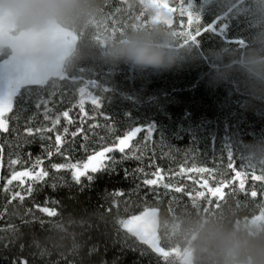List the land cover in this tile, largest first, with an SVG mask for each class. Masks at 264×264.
Segmentation results:
<instances>
[{"label": "trees", "instance_id": "1", "mask_svg": "<svg viewBox=\"0 0 264 264\" xmlns=\"http://www.w3.org/2000/svg\"><path fill=\"white\" fill-rule=\"evenodd\" d=\"M149 2L0 0L6 8L21 6L13 39L46 23L72 38L62 74L39 84L56 93L55 105L50 104L55 108L49 114L53 119L57 112L69 110L70 123L60 115L54 132L44 133L53 145L59 133L61 148L74 161L83 160L98 150L101 137L135 126L149 129L165 149L156 151L154 163L149 150L142 160L130 159L123 165L141 167V178L145 174L154 178L151 173L160 167L161 186L153 189L158 199L138 197L132 180H124L122 174H98L91 191L78 193L73 185L52 192L36 185L40 190L33 196L9 200L4 178L29 166L24 163L28 153L35 158L41 152L39 134L28 136L25 129L53 127L31 104L22 112L14 109L7 117V131L0 132V264H110L115 250L110 244L105 250V243L119 231L123 218L144 207L156 214L155 243L166 254L156 264H261L264 260V0H168L173 7L188 3L201 26H210L211 31L198 37L197 46L181 35L179 22L183 19L186 24V18L165 11L164 18L156 17ZM130 48L158 54L164 64H134L123 55ZM11 53L9 45L0 46V60ZM89 85L95 88L103 113L117 125L111 132L97 116L100 110L87 100L83 116L78 106L73 107L79 99L75 91ZM57 87L74 90L71 103L59 102ZM42 94L48 98L47 91ZM94 123L100 126L90 127ZM226 154L246 174L244 192L237 189L231 194L226 188L223 199H209L207 189L200 187L199 174L180 173L181 167L215 169L214 179L208 180L215 187L221 173L231 179ZM17 155L21 164L10 169L9 159ZM52 159L63 162L60 156ZM48 163L44 158L43 166L51 174ZM59 175L69 177L66 172ZM27 183L20 186L13 181L9 188L23 192ZM163 184L182 186V192ZM113 190L124 195L115 196ZM141 191L147 189L141 186ZM197 191L205 196L196 199ZM45 194L58 201L47 205L53 208L52 215L32 207L33 200L44 206ZM256 217L260 220L253 222ZM184 252H190L188 262L182 261ZM132 259L127 255L123 264H131Z\"/></svg>", "mask_w": 264, "mask_h": 264}, {"label": "snow or ice", "instance_id": "2", "mask_svg": "<svg viewBox=\"0 0 264 264\" xmlns=\"http://www.w3.org/2000/svg\"><path fill=\"white\" fill-rule=\"evenodd\" d=\"M160 7L164 11L174 14L178 13L180 17L186 18V24L182 19L180 23L181 35L184 36L186 43H191L194 46L198 44V37L202 34L211 31L210 26H201V20L198 15H194L190 10V5L185 6L184 3H179L178 6H170L168 0H163ZM238 43V41H234ZM42 72L33 65L19 60V59H6L0 60V132H5L8 129V114L16 111H25L31 104L32 108L37 113L43 116L44 120H50L53 127L38 126L35 129L28 127L25 129L28 136H33V133H38L41 141L40 148L41 152L35 158L31 157L28 153V161L24 163L29 166L23 167L22 170H12L10 176L4 178L3 190L8 194L9 200L13 198L25 199V196H33V194L40 189L36 187L39 185L41 188L47 187L50 191L55 192L58 190V186L67 187L71 189L75 185L77 192H83L85 189L91 191V186L95 183L97 175H113L122 174L124 180L131 179L134 184V191L138 197L147 198L152 195L158 199V193L154 192V188H159L162 182L163 171L160 167H156L155 171L151 173L154 178H149L147 174L143 178L139 175L143 172V169L139 166L133 169L124 167V162L127 160H142L145 152L152 151L153 155L149 159L154 163L156 151L159 150L164 153V148L158 145L151 131L147 128L140 127H124L122 134H113L108 137H101L103 143L100 144L98 150L93 151L86 156L83 160H73L66 150L61 148L63 143L62 136L59 133H55V144L53 145L51 138L44 135L47 132H54L55 125L59 121L60 115L63 116L64 120H69V110H65L62 113L57 112L56 117L53 119L49 114L55 111L54 107L56 101L53 100V93L49 89H43L39 87ZM59 94L61 103L65 99H68L71 103V96L74 90L67 87L54 88ZM95 88L89 85L86 88L76 90V94L79 99L76 105L80 108L81 115H84L83 105L85 100L89 102L94 109L100 110L97 116L105 121V127L111 132L112 129L116 128L117 125L111 122L110 118L103 113L102 104L98 98V95L94 94ZM48 92V98H45L43 92ZM41 106L43 111L40 112ZM93 119H96L94 116ZM99 123L90 125L92 128L99 127ZM68 131L67 128L64 129ZM80 129H77L79 132ZM73 136L76 133H72ZM48 143L45 144L44 141ZM30 141H25L29 143ZM135 142V143H133ZM20 145L18 144L17 147ZM81 148H86L85 145H81ZM126 149L128 150L126 152ZM116 153H119V158L116 157ZM60 156L63 158V162H53V156ZM44 158H47L48 168L51 169V174L47 168L43 166ZM227 168L231 169V179L224 178V173H221V179L216 183L215 187L209 186L208 180L214 179L213 172L215 169L206 167H191V168H180V173H196L199 174L200 187L206 188L209 194V199L214 197L217 200H221L225 197L226 193L224 189H230L231 194H235V190L241 192L245 191V179L246 174L242 170H237L234 166L233 158L231 154H226ZM9 168L21 164L20 156L9 159ZM62 172L69 173V177L65 178L59 175ZM207 177V178H206ZM253 180L257 177L253 175ZM13 181H18L20 186H25L24 191L16 190L12 191L9 185ZM50 181V182H49ZM234 183V187H233ZM141 186H144L147 191H141ZM163 187L177 193L182 192V186H176L173 184H163ZM115 196H123L124 192L121 190H113ZM190 199L191 193H186ZM255 195L253 191L251 193ZM106 195V193H105ZM205 196L203 191L196 192V199ZM58 203L55 197H49L47 194L44 196L43 205L36 203L33 200L32 207L38 211L47 215L53 214V208L48 207V203ZM118 206V205H117ZM148 213L149 208L144 207L138 214H129L126 218H123L120 224L119 231L114 234L109 242L105 243V250L110 244L115 250V254L110 264H123L124 258L131 254L133 259L131 264H156L157 259L162 258L166 254L157 247L150 230L148 229ZM14 264V262H13ZM21 264L26 262L21 261ZM108 264V262H105Z\"/></svg>", "mask_w": 264, "mask_h": 264}, {"label": "water", "instance_id": "3", "mask_svg": "<svg viewBox=\"0 0 264 264\" xmlns=\"http://www.w3.org/2000/svg\"><path fill=\"white\" fill-rule=\"evenodd\" d=\"M162 2L163 0H156L159 7ZM160 8L163 10L162 7ZM45 33L46 28L43 25L22 31L11 41L9 46L12 53L7 58L19 59L40 69L42 72L40 83L58 78L62 74L64 63V57L59 56L58 49L48 47L42 42ZM56 33L63 34L58 30ZM147 226L152 234L153 228L149 224Z\"/></svg>", "mask_w": 264, "mask_h": 264}, {"label": "rangeland", "instance_id": "4", "mask_svg": "<svg viewBox=\"0 0 264 264\" xmlns=\"http://www.w3.org/2000/svg\"><path fill=\"white\" fill-rule=\"evenodd\" d=\"M148 6L153 8L155 11L156 17L164 18L165 14L163 10L157 5L156 1L150 0ZM18 7L6 8L4 6H0V46L10 45L13 37L11 36V32L14 27V22L17 14L19 13ZM166 12V11H165ZM46 28V33L44 38L42 39L43 43L49 47H55L59 51L60 57H65L66 52L64 49V45L59 40V35L61 33L54 34L57 31L50 23L43 24ZM59 31V30H58ZM61 32V31H59ZM68 41L72 42V38L68 37ZM260 220V217H256L252 219L253 222ZM148 224L153 228L152 237L155 241V227H156V214L153 211H149L148 213ZM190 260V252H184L182 254V261L188 262Z\"/></svg>", "mask_w": 264, "mask_h": 264}, {"label": "clouds", "instance_id": "5", "mask_svg": "<svg viewBox=\"0 0 264 264\" xmlns=\"http://www.w3.org/2000/svg\"><path fill=\"white\" fill-rule=\"evenodd\" d=\"M126 59L131 60L134 64L143 67H161L164 64L162 57L158 54L149 52L144 49L130 48L123 53ZM237 252L233 251V259L235 260ZM243 264V262H241ZM264 264V260L261 261Z\"/></svg>", "mask_w": 264, "mask_h": 264}, {"label": "flooded vegetation", "instance_id": "6", "mask_svg": "<svg viewBox=\"0 0 264 264\" xmlns=\"http://www.w3.org/2000/svg\"><path fill=\"white\" fill-rule=\"evenodd\" d=\"M54 34H57L56 32H54ZM69 35L67 33H63V36L62 35H59V40L60 42L64 45V49H65V52L67 53L68 50L72 47V42L68 41V38ZM44 38V37H43ZM43 42V41H42ZM49 47V46H48ZM55 48V47H54ZM57 49V48H56Z\"/></svg>", "mask_w": 264, "mask_h": 264}]
</instances>
